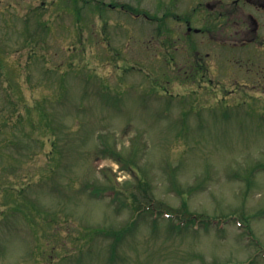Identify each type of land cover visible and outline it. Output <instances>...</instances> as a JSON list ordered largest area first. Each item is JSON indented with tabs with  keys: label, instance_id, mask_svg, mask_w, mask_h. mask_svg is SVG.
<instances>
[{
	"label": "rangeland",
	"instance_id": "1",
	"mask_svg": "<svg viewBox=\"0 0 264 264\" xmlns=\"http://www.w3.org/2000/svg\"><path fill=\"white\" fill-rule=\"evenodd\" d=\"M209 1L0 0V264H264V88L174 79ZM151 200L250 232L151 209L128 230Z\"/></svg>",
	"mask_w": 264,
	"mask_h": 264
},
{
	"label": "flooded vegetation",
	"instance_id": "2",
	"mask_svg": "<svg viewBox=\"0 0 264 264\" xmlns=\"http://www.w3.org/2000/svg\"><path fill=\"white\" fill-rule=\"evenodd\" d=\"M209 6L214 17L211 27L188 23L184 43L176 41L175 81L199 99H210L217 91L207 92V84L222 83L228 69H242L248 79L243 87L264 88V0H210Z\"/></svg>",
	"mask_w": 264,
	"mask_h": 264
},
{
	"label": "trees",
	"instance_id": "3",
	"mask_svg": "<svg viewBox=\"0 0 264 264\" xmlns=\"http://www.w3.org/2000/svg\"><path fill=\"white\" fill-rule=\"evenodd\" d=\"M186 207H187V206H186V204L184 203L183 208L186 209Z\"/></svg>",
	"mask_w": 264,
	"mask_h": 264
}]
</instances>
